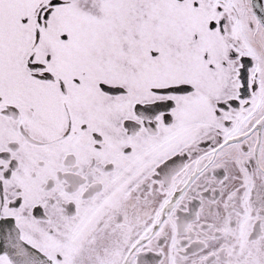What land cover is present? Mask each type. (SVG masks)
Listing matches in <instances>:
<instances>
[{
  "label": "snow or ice",
  "instance_id": "1",
  "mask_svg": "<svg viewBox=\"0 0 264 264\" xmlns=\"http://www.w3.org/2000/svg\"><path fill=\"white\" fill-rule=\"evenodd\" d=\"M0 264H264V0H0Z\"/></svg>",
  "mask_w": 264,
  "mask_h": 264
}]
</instances>
